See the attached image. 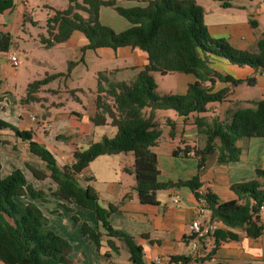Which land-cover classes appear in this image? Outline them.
<instances>
[{
  "label": "crops",
  "instance_id": "crops-1",
  "mask_svg": "<svg viewBox=\"0 0 264 264\" xmlns=\"http://www.w3.org/2000/svg\"><path fill=\"white\" fill-rule=\"evenodd\" d=\"M11 1L10 7L0 11V32L10 34L8 49L0 51V118L20 131L30 132L32 139L44 145L58 164L70 165L75 150H84L91 143L116 134L115 127L109 124L96 126L90 121L96 110L97 74L109 72L112 80L129 81L147 64V54L132 46L82 50L88 40L78 30L72 31L64 41L51 43L47 20L56 10L67 8L68 1ZM148 1L116 0L124 7H145ZM194 1L202 8L210 37L223 39L237 50L257 51V42L264 32V0H232L225 8L217 0ZM82 16L85 17L84 12ZM99 20L116 32L131 26L110 6L100 7ZM11 54L18 58L16 69L10 65L8 57ZM69 62L75 64L68 68ZM209 66L242 81L233 85L215 80L211 91L229 88L225 100L209 103L205 110L191 113L186 118L172 109L156 110L155 121L160 137L152 150L157 156L159 181L175 182L196 176L199 188L216 195L219 201H227L237 199L230 189L232 183L256 179L255 170H264V134L238 139L236 145L240 156L237 161L218 162L216 149L205 156L199 167L195 150L211 143L217 146L218 140L208 143L207 136L196 126L195 118H203L207 123L224 120L232 108H246L263 99L264 74L260 69L232 64L217 56L210 58ZM51 74L59 75L33 93L36 101L27 100L28 85ZM152 76L160 95L184 94L189 83L196 79L193 74L182 72H152ZM247 78H253V83H247ZM148 112V109L144 110L146 115ZM31 115L35 116L33 120ZM167 120L174 123L173 128ZM28 164L48 173L45 163L30 151L27 141L9 127L0 128V178L13 168H19L31 185L33 183L27 175L32 180L51 183V189H55L50 178L34 177ZM77 177L82 184L95 189L102 206L108 203L116 206L109 216V223L132 236L141 246L144 264H152L156 256L161 257L164 264L174 263L170 262V256H189L190 222L197 198L188 186L176 184L159 190L154 204L140 202L135 190L131 152L97 155ZM46 192L50 195L48 190ZM175 196L177 202L173 201ZM210 215L208 210L205 216ZM89 218L88 224L95 228V217ZM258 223L264 224V210L259 214ZM222 228L236 234V238L222 241L217 246L213 236L200 241L198 253L204 264H264V233L250 237L241 228ZM79 237L80 240L72 245L70 255L74 264H133L121 241L117 243V239L112 238L108 244L103 236L97 251L86 236L81 233Z\"/></svg>",
  "mask_w": 264,
  "mask_h": 264
},
{
  "label": "trees",
  "instance_id": "trees-1",
  "mask_svg": "<svg viewBox=\"0 0 264 264\" xmlns=\"http://www.w3.org/2000/svg\"><path fill=\"white\" fill-rule=\"evenodd\" d=\"M67 1V8L56 10L47 20L51 43L64 41L72 31L78 30L88 40L82 50L102 46H132L147 54V64L129 81L112 80L109 72L97 74L96 110L90 121L96 126L109 124L116 128V134L93 142L84 150H75L74 161L70 165H60L44 145L32 139L30 132L20 131L1 118L0 128L13 129L16 135L27 141L30 151L45 163L47 174L29 164L28 167L34 177H48L55 183L56 187L54 190L50 189V195L63 200V204L74 202L93 213L95 228L84 221L80 222L75 215H72V219L80 225V232L97 251L103 236L107 238L108 244L115 238L124 244L133 264H144L141 246L132 236L109 223V216L116 206L112 203L102 206L95 189L82 184L77 175L97 155L131 152L135 190L140 202L154 204L159 190L176 184L186 185L196 194L200 186L196 176L175 182L158 180L157 156L152 150L160 137L155 111L172 109L186 118L191 113L205 110L209 103L225 100L229 88L211 91L213 82L219 80L237 85L242 80L213 70L209 66L210 58L217 56L232 64L264 69V32L257 42V51L252 53L237 50L223 39L210 37L203 20L202 8L194 0H149L145 7H124L116 0ZM217 1L225 8L230 6L232 0ZM11 5V0H0V11ZM101 6L112 7L131 26L116 32L102 24L99 20ZM83 12L85 17L82 16ZM9 43L10 34L0 32V51H6ZM74 64L75 62H69L68 68ZM152 72L190 73L196 79L189 83L184 94L160 95L156 91ZM58 75H46L31 82L27 87L26 99L36 101L33 93ZM253 81V78L246 79L249 84ZM205 82L209 84L206 85ZM145 109L149 110L147 115L144 113ZM167 122L173 128L174 123L170 120ZM195 124L207 136L208 143L218 140L217 146L211 143L195 150L199 157V167L203 165L205 156L216 149L218 162L237 161L240 149L236 141L264 134V98L254 101L252 106L246 108H232L224 120L207 123L203 118L196 117ZM255 173L256 179L230 185L237 199L219 201L216 195L206 193L210 217L218 219L222 227L241 228L250 237H258L264 233V224L258 223L257 213L260 206H264V170L258 168ZM46 195V191L35 189L28 183L19 168H13L8 175L0 178V263L74 264L70 257L73 252L71 243L47 227L48 219L36 204L45 202ZM18 198L25 199V202H19ZM65 209L71 210L66 205ZM222 227L213 234L215 246L236 238V234ZM177 260L187 261L188 258L170 256V262Z\"/></svg>",
  "mask_w": 264,
  "mask_h": 264
},
{
  "label": "rangeland",
  "instance_id": "rangeland-1",
  "mask_svg": "<svg viewBox=\"0 0 264 264\" xmlns=\"http://www.w3.org/2000/svg\"><path fill=\"white\" fill-rule=\"evenodd\" d=\"M118 16V15H117ZM161 89H163L162 84L160 83ZM27 179H30V181L33 183V187L35 189H42L44 191H50L51 183H44L43 181L38 180H32L28 175ZM49 185V186H48ZM48 187V188H47ZM45 202H36L38 207L43 212L44 216L48 219V225L47 227L52 229L53 231L66 233L68 236H63L66 238L71 245H74L77 243L78 240H80V225L75 223L72 219V215H75L79 218V221H84L86 223L90 224V218L91 216H94L93 213L90 210L83 209L80 206L75 205L72 203L62 204V201L58 197H53L51 195H47ZM19 202H23L25 199L18 198ZM25 202V201H24ZM65 205L68 206L71 210L68 211L65 209ZM69 216V217H68ZM68 218V219H67ZM66 224H69L68 227H66ZM63 234H61L62 236ZM118 243V240L116 241ZM73 247V246H72Z\"/></svg>",
  "mask_w": 264,
  "mask_h": 264
},
{
  "label": "built area",
  "instance_id": "built-area-1",
  "mask_svg": "<svg viewBox=\"0 0 264 264\" xmlns=\"http://www.w3.org/2000/svg\"><path fill=\"white\" fill-rule=\"evenodd\" d=\"M10 65L12 68L16 69L18 67V58L15 54H11L8 57ZM260 73L264 74V69H260ZM35 118L34 115H31V119ZM206 191L198 188L196 191V200L197 206L194 212V216L190 222V253L187 257V261L177 260L173 264H204V261L199 258L198 249L200 246V241L205 238L213 236L218 228L221 227V222L216 218L207 217L206 212L207 210V198H206ZM174 202L178 201L177 196L173 198ZM264 210V206H260L258 210V214H260ZM152 264H164L161 257L156 256Z\"/></svg>",
  "mask_w": 264,
  "mask_h": 264
}]
</instances>
